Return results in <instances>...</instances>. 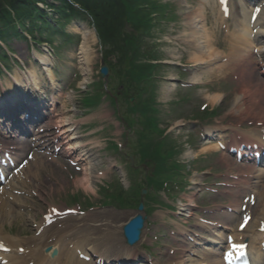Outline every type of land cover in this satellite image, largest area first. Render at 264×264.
<instances>
[{
	"label": "rangeland",
	"instance_id": "1",
	"mask_svg": "<svg viewBox=\"0 0 264 264\" xmlns=\"http://www.w3.org/2000/svg\"><path fill=\"white\" fill-rule=\"evenodd\" d=\"M156 1V0H155ZM159 2H162V4H166L169 8L168 13L176 16V14H179L178 11L181 9V7H179V3L176 0H157ZM208 2V5H205V7H202V10L199 11L198 10V4L199 0H182L183 4H187L190 7V15L192 14V16L194 17V15H196V17H194L195 19L198 20H204L207 19V24H205V28L203 29L202 34L204 36H202L201 38L205 41V43L208 45V42L210 41L211 37H215V40H217V43L215 45L216 49H219L220 52H218L217 50H215L213 47V49H209L208 47V60L207 62H213V56L215 55L216 52H218V57L219 56H227V57H232V51L228 50L227 48V42H229L230 36L229 34H225V29L222 30V28L220 29V25L222 24V22L220 21V17L218 14V10L217 7H215L213 5V0H206ZM198 3V4H197ZM142 4L141 0H137V2H133L132 5L129 6V10H130V22L131 24H129V33H130V37L131 36H136V32L138 31V29L143 26V24H138L137 23V18L138 15L134 12V8L133 7H138ZM158 4V3H157ZM167 13V14H168ZM170 16V15H169ZM218 18V19H217ZM182 20L180 21V19L178 20H167V21H163V22H168L165 23L166 25H163L159 27H157L155 29V32L153 34V40H154V44H159V50L157 51V56L160 60L163 59L162 61H160L158 64H160L161 62H175L178 63L179 61L181 62L180 66L177 67L175 65H169V66H164V68H160L158 75L156 76L157 79L156 80V86H157V90L155 93V96L157 98L158 101V105H159V115H157L158 119L160 120V129H164L165 131L168 129V125H164L163 123L164 121H169L172 126L175 125L176 123H181L180 125H186L188 126L191 123H196L198 122L200 124V121L195 120V117H190L191 115L197 113L200 114L199 111V106L200 105H207L209 108H216L219 113H225L226 107H229L230 105H224V103L217 105V104H209L207 102V97H209V95L211 96L212 94L219 93V91H223L226 95H227V100L231 99L233 97L234 94H236L239 91V84L236 83L234 84V81H229L227 79H225L224 77H220V76H213L210 77V81L214 82V81H218V80H224V83L221 84L220 86H214V88H208V90L201 89V88H193V89H182L180 88L179 84L188 82V74L190 73H194L195 71L199 70L202 71L204 68L207 69V65L203 64V65H197L192 67L191 63H196L199 62L197 59L200 57H204V56H197V54L195 53V51L193 49L194 48V43L192 41V36H194V34L191 33V27H190V20H188V22H186V20H183V18H181ZM186 19V18H185ZM180 22V23H179ZM136 25V26H134ZM183 26H186V28H182ZM104 36L110 40V37L112 36V32L108 31V32H103ZM196 36H200V35H196ZM112 38L114 39V37L112 36ZM141 39V38H140ZM142 40V39H141ZM145 44L149 45L152 44L151 39L150 38H145L143 39ZM155 40H157L155 42ZM115 42L118 41V39L114 40ZM56 42V41H55ZM146 46V45H144ZM225 46V47H224ZM147 47V46H146ZM224 48V49H223ZM107 49H110V47H108ZM15 51H16V57L18 60L24 62V67H27V63L26 60L28 59L26 57V52L23 49L22 46L18 45L16 47L15 45ZM70 53L69 50L66 48L65 51L64 50H60V52H57L58 56L60 58H65V54ZM222 53V54H221ZM194 55V56H193ZM230 55V56H228ZM26 58V60H25ZM190 59H194L193 61L188 62V60ZM204 59V58H201ZM67 62V61H66ZM94 66H99L100 65V60L98 61V58L94 59ZM72 63V61H70V64ZM135 66H139L137 63H134ZM19 67V66H18ZM11 72V70L9 71ZM186 73V74H183ZM185 75V76H182ZM168 79H174L177 80L178 82H173V81H167ZM230 79V77H229ZM213 85H215V83H212ZM75 89V84L72 86V89ZM168 91H170V93H168ZM167 95H169L167 97ZM143 98H146L147 95L144 94L142 95ZM181 97H186L189 100V104H193L191 106V108L189 109H185L183 108L182 111L177 112L176 108L177 107L175 104L173 105V103L177 100H179ZM191 101V102H190ZM175 106V107H174ZM201 115V114H200ZM131 119H125L123 120V122H127ZM166 123V122H165ZM215 123V122H213ZM210 122L203 124V126L205 125H209ZM121 128V127H120ZM122 129V128H121ZM138 129V128H137ZM121 131V136L119 138V143L123 144L124 142V131L123 129L120 130ZM173 135H171V137H173L175 144L177 145V149H179L182 153V155L177 159L178 161H181L182 157H184L185 152L187 151L188 147L193 149L194 151H196L198 149V147H194L192 144L195 142L196 140V136H197V132L195 131H189L186 130L185 128H177L174 129L173 132L171 133ZM191 141L193 143H191ZM204 154V153H203ZM113 158V157H111ZM122 160H124L123 158H121ZM221 160V154H218L216 159H215V164L210 162L208 159L207 160H203V162H193L190 165H185L187 168H182L179 171L180 176L177 178V176H175L173 179L177 181V185L178 186H183L187 184V181L189 180V177L191 176L192 172H196V171H201V172H207L210 170H207L211 167H213L216 171H221L222 168H224L225 165H223L222 163H219ZM212 166H211V164ZM123 166V165H122ZM188 167L190 169V173L188 172ZM125 172L126 169H125ZM146 173H148V170H146ZM197 173V172H196ZM150 175V173L148 174ZM111 176V175H110ZM110 176H106L108 181H112L111 185H108V191L105 192L104 194L101 195V193L98 194V190L100 187H98L97 190H94L91 193H87L85 192L81 187L77 186V189L71 187L69 190H66V192H64L63 194L60 195H55L53 196V200L57 202L58 206H62L63 208H81L84 210V212H88L91 211L90 213L98 215L102 212H108V213H112L114 214V216H112L111 218H99L95 221H91V220H87L86 223L88 225H92L97 229L103 230L102 225L105 224V226L108 225H113L114 227H117L116 229L118 230V238H117V232H112L111 234L113 235L112 237H110L109 239H105L104 237L100 236V235H95L93 237V241L92 243H90L89 245H87V247L91 248L92 251L99 253L100 255L107 257V256H115L116 254L119 253V255L121 254H125V246L122 243L119 246L117 244L118 239L121 240V238L119 237V233H120V229H121V224H123L125 221L129 220L135 213V206L133 205H129L130 207L126 208V209H122L121 211H114L109 205L104 204L103 206L107 205V207H102V205L100 204L102 201H105V199L107 198L106 195L108 193L114 192L115 189H118L120 187V183L118 182V180L112 178L110 179ZM182 178L183 181H179V178ZM207 180V179H205ZM203 180V181H205ZM107 181V182H108ZM142 181V177H139V181ZM223 180L220 177H212L210 179H208V181L206 182L208 185H206L208 188H214L217 184V188L219 190H221V182ZM126 182H130V180L127 177ZM132 184V183H131ZM106 185V184H104ZM131 186V185H130ZM128 184H124L123 185V189H121L122 191H125V189H127ZM173 187V186H171ZM129 188V187H128ZM233 191H237V189L233 190ZM215 192V190L213 191V193ZM222 191H218V193L216 195L211 194V193H204L203 195H201L199 198L202 199L204 201V203L201 205V210L199 212L203 213L206 211H209L208 208H210V205L212 203L217 204V205H224V202H219L217 203V199L219 197V193H221ZM262 192V191H261ZM57 192L55 191V194ZM75 193H77V195H75ZM127 193L133 197H135L136 199V203H138V199L136 198V195H138V191H127ZM174 193H177L176 191H174ZM148 196L147 199L144 201V204H146V206L148 207V211L150 213V215L148 216L147 219V226H146V232H153L155 234L160 233L163 234L165 232V230H163L162 228H158L159 225L161 224L160 221H157L156 218L158 216H161L162 218L166 219L167 223H170V218L167 219V215H166V211L164 212V210L159 209L160 207H165L168 204V198L166 197V192H164L161 189H150V191H148ZM37 194L33 193L32 196V203L34 204V206L32 207V215L29 217V219L24 223V226L22 228H19V236L23 237L25 240L31 241V238H39L42 235H45L47 232H49V230H47L46 232H44L43 234H41L42 232V228L39 230H36V226L39 224V220L42 219L43 215L46 212L47 209V205L48 203H46L47 200H49L50 198L48 197V195L45 193V191H42L40 193L41 197L38 196L36 197ZM74 197H76L74 199ZM29 197H27L26 199H28ZM221 200L223 199L222 197H219ZM78 201H75L77 200ZM229 200V198H228ZM29 204L28 207L31 205ZM90 205L92 206L94 209H87L85 206L86 205ZM135 208V210H134ZM88 211H87V210ZM163 212V213H162ZM107 213V214H108ZM198 213V212H197ZM198 215H202V214H198ZM205 218H210V217H214V216H210V215H202ZM39 218V219H38ZM74 217H71L69 220H72ZM37 219V220H36ZM118 221V222H117ZM164 222V220H163ZM118 225H120V227H118ZM237 225V223H235L234 225V229L235 226ZM55 227V226H54ZM53 227V228H54ZM196 234L201 235L199 233L196 232ZM204 236H208L210 234H203ZM18 236V235H17ZM147 242V240H144L143 243H141L140 245H138L136 247V249L134 250V254L139 256V259L142 261L140 264H169L170 261L169 260H164L163 258L161 259V253L160 251L164 249L163 246H161V243L164 245L165 243L162 241L160 242L161 249H154L159 247L158 245H156L153 249L154 253H155V259L152 261L150 259V256L148 255V251H147V246H145V243ZM151 242L146 243V245L150 246ZM159 243V242H157ZM192 250L193 249H189L190 253H183L185 256L184 258L187 259L188 256H186L187 254L190 255V259L194 260V256H191L192 254ZM21 253V250L20 252ZM83 253V252H82ZM119 255L117 257H119ZM77 257V256H76ZM133 257V256H132ZM131 257V258H132ZM95 258H97V256L94 257V259H90L89 263L87 264H95ZM184 258L175 260L174 259V263H180ZM118 264V263H115ZM187 264H192V262H187Z\"/></svg>",
	"mask_w": 264,
	"mask_h": 264
},
{
	"label": "bare ground",
	"instance_id": "2",
	"mask_svg": "<svg viewBox=\"0 0 264 264\" xmlns=\"http://www.w3.org/2000/svg\"><path fill=\"white\" fill-rule=\"evenodd\" d=\"M229 2L231 3L232 0ZM241 2L242 3H240V7H239L241 14L240 20L236 22V19H234V14L237 13L236 8L231 9L230 16L234 20V27H233L234 30L239 36L243 37L245 43L249 45V48L246 51H243L241 49H234V54L237 55L238 60L241 62L240 64H243L244 62L246 63L251 58V56H253L252 54L255 53V51L257 55H259L260 57L261 54L264 52V0H252L249 1L248 4H245L243 0H241ZM200 4L205 7L204 0L201 1ZM42 7H43L42 2H36V3L33 2L31 5L29 4V8L20 7L19 9H16L15 12L17 13V15L13 16L14 21H11L10 25H5L6 26L5 31L14 33L15 30L11 26L13 24H17V26L22 29L27 27L31 23L28 22L32 20V17L34 18V14L39 13L41 11ZM254 8H256L255 9L256 12L258 11L260 13L255 23L252 26H250L249 20ZM17 16H20V18L19 17L17 18ZM194 17H196V15H194ZM192 22L198 23L199 26L197 25V27H195L196 30L195 34L200 35L198 37L199 41L203 40L200 38L204 36L200 31L201 28L203 29V26L200 25L201 21L198 20ZM3 37L4 36L2 34L1 38ZM208 45L210 46L209 42ZM198 46H200L199 52H203L205 55L209 53L208 46L204 41H201ZM216 56L217 54L214 55L213 57ZM205 57H200L197 60L200 62L202 60L201 58H205ZM38 61L40 64L44 66L51 65L50 60L46 59L45 57H39ZM263 61L264 60L260 61V64ZM227 67L228 69H230L231 67L233 69L240 71V84L242 87L238 93V96L237 97L235 96L232 99V103L230 110L228 111V115L244 116L248 112H252L254 116L258 117L260 111L262 114H264V93H262L264 92V86L261 83L255 81L253 77H249L251 74L250 72L245 74L244 66H230V64L228 63ZM220 68L221 67H219L217 70H221ZM45 69L46 72L48 73L49 81L52 83L53 86L54 81L50 74V70L49 68H45ZM23 75L27 76L28 73H25ZM35 76L36 73L33 70V72L29 73V77L32 79L27 82L23 80H18L17 77H19V74L17 75L15 80L6 81L3 87V91L6 90L8 91V93L3 92V95H7L8 98L13 100H19L20 98L22 99L23 96L19 97L12 91L11 89L12 86H16L17 91H19V89H22V91L24 92H28L30 91V89H34L30 94L34 93L38 89V86L41 85L39 84V81ZM196 80L197 79H193L194 82H196ZM248 97H251V99L261 98V101L254 109H250L249 108L250 102L248 103L245 102V100ZM2 99H5V97L3 96ZM218 99L219 97L217 95H214L208 99V102L210 104H213L216 103ZM0 104H2V106L0 105V113L2 114L4 113L7 114L18 109L17 106H11V105H8L4 109L3 105L5 104V101L0 100ZM12 105H16V104H12ZM22 108H24V106H22ZM66 122L67 121L65 120L59 122L62 124L60 128L63 130L64 134H67L68 132L67 130L68 123ZM262 122H263L262 129L264 130V118ZM247 136L255 137L254 139L258 141L260 139L259 135H254L250 132L247 133ZM256 136L258 137V139ZM14 145L19 146L18 149L20 150L23 144H20L19 141H15ZM203 150L204 149H202L201 151ZM213 150H216V147H211L210 149H208V151H213ZM34 160L35 161L32 163L33 165L32 170L29 169L26 170L28 175L27 177L23 175L25 170L21 171V177L17 181L15 180L14 181L15 183L12 182V184H9L8 192L0 191V243L8 249V253L6 255H0V264H2L1 261L3 263L5 262V264H85L75 259L76 258L75 251L77 252L82 250L83 253L87 252L89 254L91 253L92 255H94V253H92L89 248H87L86 246H82V245L90 244L91 242V240H88L86 237L87 236L91 237L92 235H99V234L105 236L106 234L111 232L118 233V230L116 229L117 227L113 226L114 224L108 226L102 225L103 230H100L95 228L94 226L88 225L82 217H78L76 215V217H74V219L71 220L68 226L67 223H63V224L60 223L58 225L60 226L58 232H49L45 235H42L39 238H31V241L25 240L24 238L17 236V234L14 236L6 235L9 234L11 231L15 232L16 228H18V225L23 221H25L26 219V213H24L23 211V208L27 207L25 204L26 197L29 196L30 192H34V190L38 191V188L35 187L34 184H32L33 181L32 177L36 179L38 171H41L45 174L48 170L46 164L50 162L44 161L42 156L35 154ZM235 168L239 169L241 167L238 165L235 166ZM29 172H31V174ZM239 172L242 178L247 179V185L245 189L249 191H251L250 184L248 183L250 179L254 178L256 181H261L262 183H264V171H261L258 168L256 169L250 166L246 170L243 169L240 170ZM81 175L82 176L80 180L76 182V185H79L84 190L90 191L92 189L91 181L93 179L91 178V166H88L85 172H83ZM16 182L18 186H16ZM43 184L38 183V186L44 188V190H47L48 194H53L55 192V188H54L55 185L49 184V182H44ZM58 186L60 190L64 189L63 185H58ZM15 192H20V194ZM256 203L259 204V207L256 209L255 211L256 213L254 217L250 219V222L247 224L245 230L242 233H238V232L232 233L231 236L237 242H239V240L240 242L246 241L250 246V253L255 256V263L263 264L264 248H262L261 243H262V237H264V233L261 234L259 231L248 232V228H250L252 224H256L257 228L264 229V185H263V192L261 194L256 192ZM52 208H56V207H50V210L48 211L47 214L51 213ZM230 210L235 211L237 213V211L234 208H231ZM59 211L62 212L63 210H59ZM251 211H248L249 215L251 214ZM239 214L240 212L237 213L238 218H239ZM99 215L101 217H109V218L113 216L112 213L99 214ZM87 217L89 219H97L96 215L92 216V214H87ZM237 217L235 218L228 217L224 219V222H227V224H229V226L232 228L233 226L232 224L235 222ZM42 224L43 222L38 224L36 229L41 227ZM227 224H225L226 227L225 226L222 227L223 228L225 227V230H230ZM118 227H120V225H118ZM217 230H222V229L219 228ZM215 236H216L215 239H210L209 242H212L214 245L220 246L219 242L223 240L222 231L219 233V235H215ZM69 238L74 239V244L68 245V243H66V241L68 242ZM117 244L120 246L122 245V242L118 240ZM20 248L23 249L22 254L18 253ZM51 253L54 255V257H51ZM215 254L218 255L217 252H210L207 253V255H204L203 256L204 263L221 264V262L219 261H214V262L212 261V256ZM99 258H101L103 264L114 263L112 261H115L114 259H111V261L108 262V260L104 257H99Z\"/></svg>",
	"mask_w": 264,
	"mask_h": 264
},
{
	"label": "trees",
	"instance_id": "3",
	"mask_svg": "<svg viewBox=\"0 0 264 264\" xmlns=\"http://www.w3.org/2000/svg\"><path fill=\"white\" fill-rule=\"evenodd\" d=\"M33 2L45 3L44 0H0V24L2 26L10 25L11 21H14L13 16L17 15L15 10L20 7L29 8V4L31 5ZM86 2L87 4H85L84 7L87 8L98 21H101L105 28H112L115 30L113 33H120V25L127 14V10L121 3V0H103L102 3H94L92 1ZM60 3L59 7L53 10L61 14L62 17L74 13L73 8L68 3L63 0H60ZM82 4L84 5V3ZM5 6L9 8L11 13ZM20 16H17V18H20Z\"/></svg>",
	"mask_w": 264,
	"mask_h": 264
},
{
	"label": "snow or ice",
	"instance_id": "4",
	"mask_svg": "<svg viewBox=\"0 0 264 264\" xmlns=\"http://www.w3.org/2000/svg\"><path fill=\"white\" fill-rule=\"evenodd\" d=\"M221 2L223 3V0H221ZM247 220H248V218H247V217H245V223L247 222ZM241 227H244V224H242V225H241ZM239 247H241V248H242V247H243V245H240Z\"/></svg>",
	"mask_w": 264,
	"mask_h": 264
}]
</instances>
